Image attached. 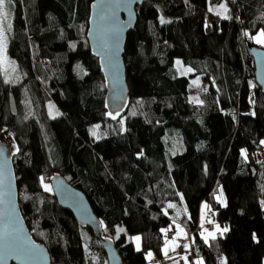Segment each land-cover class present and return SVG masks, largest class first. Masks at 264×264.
<instances>
[{
	"label": "trees",
	"instance_id": "trees-1",
	"mask_svg": "<svg viewBox=\"0 0 264 264\" xmlns=\"http://www.w3.org/2000/svg\"><path fill=\"white\" fill-rule=\"evenodd\" d=\"M92 1L12 0L10 7L7 51L23 73L12 87L17 107L29 86L42 109L40 120L12 115L0 69V138L14 140L19 207L34 239L51 264L105 257L92 230L44 191L41 178L59 173L85 193L123 264H145L149 251L164 258L177 223L202 264H264V91L247 46L264 31V0H222L228 18L214 16L208 0L137 5L123 52L129 96L116 115L87 39ZM177 56L209 83L197 98ZM49 99L59 115L48 114ZM203 200L213 220L206 227L227 226L207 241L198 223Z\"/></svg>",
	"mask_w": 264,
	"mask_h": 264
},
{
	"label": "water",
	"instance_id": "water-1",
	"mask_svg": "<svg viewBox=\"0 0 264 264\" xmlns=\"http://www.w3.org/2000/svg\"><path fill=\"white\" fill-rule=\"evenodd\" d=\"M145 0H93L90 3L87 39L93 55L98 57L106 83V107L116 115L124 110L129 96L123 59L128 31L137 20L136 6ZM255 81L264 91V47L249 43ZM9 108L17 112L13 92H9ZM14 140L0 138V264H51L45 244L34 239L18 202V188L10 154ZM52 192L59 204L69 209L78 224L89 227L108 264H123L114 241L103 234L99 217L85 193L69 183L61 174L50 177ZM25 250L28 254L25 255Z\"/></svg>",
	"mask_w": 264,
	"mask_h": 264
},
{
	"label": "rangeland",
	"instance_id": "rangeland-1",
	"mask_svg": "<svg viewBox=\"0 0 264 264\" xmlns=\"http://www.w3.org/2000/svg\"><path fill=\"white\" fill-rule=\"evenodd\" d=\"M222 4L225 5L226 10L220 8V5ZM208 9L217 18H223L227 15V6L222 0H208ZM8 10L10 12L9 22L11 24L12 10L10 8ZM208 24H210L209 19L206 22V26ZM10 30H6L5 32L6 41L4 42V51L2 54H0V69L2 71L5 81H7V83H9L10 85H16L19 82H21V80L23 79V73L20 70L16 61L8 54V51H7ZM261 31L262 30H259L258 32L251 35V40L254 42V44L259 45V46H263L264 44H258L256 40L254 39V37L258 36ZM174 65L180 74L189 75L190 83H189L188 90L193 98H197L196 95L199 92L207 90L209 88V83L204 78H202V76L193 75V74L191 75V73L193 72L191 66L184 64L182 62V59L179 56L175 58ZM44 105L47 108V112L50 116H55L57 115L56 113L59 112L57 105L51 99H49L48 101H45ZM40 108L42 109V106L40 105V107L38 108V104L35 101L34 95L31 92L30 87L29 86L22 87L21 92H20L19 107H17V111L20 117L34 116L38 118V120H40L39 118V115L41 114ZM42 129H43L45 136L47 137L43 123H42ZM99 132H100L99 124L95 123L93 130H92L93 136L99 137ZM262 153H264V151ZM44 184H47L51 190L50 191L45 190ZM42 186L45 192L52 193L50 178L47 180H44L42 182ZM215 196H216V199L222 200L223 199L222 190L217 191L215 193ZM205 205H207L208 207L205 208L204 207ZM262 205L264 207V200L262 201ZM210 209H211V205H209L206 200H203L199 207V212H200V217H201L200 227H201V233L207 238L212 237L208 235L209 233H213L215 236L218 233L224 232V229L227 228L226 225H221L219 223H215L214 228L206 227V223L213 221L212 217L209 216ZM176 232L174 233L178 235L179 233L178 230ZM175 234L173 235V238L170 237L166 239L164 243L165 245L164 250L167 253L169 252L170 255L167 256L166 258H161V259L156 260L154 259L153 252L149 251L146 255L148 257V262H146L145 264H198V262L202 264V260L199 256H196V255L189 256V254L186 253L184 250H179V248L177 247L176 240H175L176 238ZM149 253H151V255H149ZM150 258H153V260ZM102 264H108L106 256L104 257Z\"/></svg>",
	"mask_w": 264,
	"mask_h": 264
},
{
	"label": "snow or ice",
	"instance_id": "snow-or-ice-1",
	"mask_svg": "<svg viewBox=\"0 0 264 264\" xmlns=\"http://www.w3.org/2000/svg\"><path fill=\"white\" fill-rule=\"evenodd\" d=\"M11 5H12V0H0V54H2L4 51V42L6 41L5 32H6V30L11 29V24L9 22L10 12L8 10L11 7ZM220 8L225 9V5H223V4L220 5ZM225 18H228V17H225ZM160 22L161 23H167L168 21H165L163 19V17H161ZM245 35H247V33H245ZM254 39L256 40V42L258 44H264V31H261L258 36L254 37ZM56 114L59 115V113H56ZM109 115H111V113H109ZM112 118L115 119V116H113ZM261 143H264V141H261ZM18 150L19 149H17V151ZM41 182H43V178H41ZM2 183H3V180H0V184H2ZM44 188H45V190H48V191L51 190L47 184H44ZM169 207H174V206L170 204ZM204 207L207 208L208 206L205 205ZM118 231L122 232V231H124V229L121 228V229H118ZM180 231H182V230H180ZM224 231H227V228H225ZM208 235L212 236V238L215 239V236L213 233H209ZM134 239L137 242H139L141 238L139 236H137V237H134ZM205 240L207 241V237H205ZM185 247L187 248V245H185ZM27 254H28V252H27V250H25V255H27ZM165 254H167V252ZM149 255H151V253H149ZM198 264H200V262H198Z\"/></svg>",
	"mask_w": 264,
	"mask_h": 264
},
{
	"label": "built area",
	"instance_id": "built-area-1",
	"mask_svg": "<svg viewBox=\"0 0 264 264\" xmlns=\"http://www.w3.org/2000/svg\"><path fill=\"white\" fill-rule=\"evenodd\" d=\"M258 151L263 152L264 151V145H259L258 146ZM211 226V224H210ZM191 233L186 232L183 237H180L177 239V245L179 247V250H184L186 253H189L190 255L193 256V250L191 248ZM187 245V248L185 247Z\"/></svg>",
	"mask_w": 264,
	"mask_h": 264
},
{
	"label": "crops",
	"instance_id": "crops-1",
	"mask_svg": "<svg viewBox=\"0 0 264 264\" xmlns=\"http://www.w3.org/2000/svg\"><path fill=\"white\" fill-rule=\"evenodd\" d=\"M200 212H199V218H198V223H199V225L201 224L200 223ZM206 225H207V223H206ZM175 228H176V230H175V232L178 230V235H176L175 233H173L172 234V238H173V235L175 234L176 236V238H175V240H176V243H177V238H179V237H183L184 236V234H185V231H184V228H183V226L181 225V224H179V223H177L176 224V226H175ZM180 230H182V231H180ZM177 233V232H176ZM177 247H178V245H177ZM179 248V247H178ZM162 253L164 254V258H166L167 256H169L170 255V253L168 252L167 254H165L166 252H165V250H164V248H163V250H162Z\"/></svg>",
	"mask_w": 264,
	"mask_h": 264
},
{
	"label": "flooded vegetation",
	"instance_id": "flooded-vegetation-1",
	"mask_svg": "<svg viewBox=\"0 0 264 264\" xmlns=\"http://www.w3.org/2000/svg\"><path fill=\"white\" fill-rule=\"evenodd\" d=\"M12 87H13V85H10V86H9V92H13ZM13 94H14V92H13ZM14 96H15V95H14ZM15 100H16V98H15ZM16 103H17V102H16Z\"/></svg>",
	"mask_w": 264,
	"mask_h": 264
}]
</instances>
